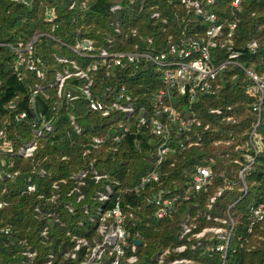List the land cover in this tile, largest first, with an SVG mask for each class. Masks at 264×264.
Here are the masks:
<instances>
[{"label":"trees","instance_id":"trees-1","mask_svg":"<svg viewBox=\"0 0 264 264\" xmlns=\"http://www.w3.org/2000/svg\"><path fill=\"white\" fill-rule=\"evenodd\" d=\"M231 1L216 0L213 8L216 22L223 27L211 55L214 63H219L227 59L231 48L238 53L234 62L219 72L212 93L199 95L191 105L186 98L172 99L169 117L174 132V121L185 118L192 109L201 122V139L196 145L176 147L157 164L153 154L160 139L149 125H138V118L144 115L138 107L150 110L151 97L161 86L152 65L140 64L134 74L111 64L88 72L93 98L107 104L113 91L125 85L134 102L133 115L122 119L128 121L129 131L114 141L112 136L118 129L89 108L81 91L86 80H66L60 96L56 87L48 86L54 81L55 71L70 66L56 57L73 60L86 69L93 59L71 49L76 40H90L95 53L102 47L109 52L132 50L134 45L140 49L146 37L152 39L156 49H162L170 41L204 37L209 23L168 0H0V129L6 134L7 144L16 148L32 139L35 128L43 122L53 126L51 132L35 138L36 147L29 157L0 152V171L5 173L0 179V201L5 203L0 207V264H26V251L33 253L31 264H46L49 254L53 256L50 264H80L85 258L84 248L75 259L66 255L73 237L92 242L95 209L100 206L104 211L116 202L126 214L128 244L134 239L140 241L136 255L141 264L160 249L180 242L186 244L182 255L191 264H221V256L215 251L203 246L191 250L189 243L195 239L187 241L189 235L183 240L177 238L186 215L196 218L189 221L196 231L213 225V217L226 219L227 213L238 230L231 237L224 264H264V218L247 232L249 214L244 205L249 197L253 204L264 199V90L260 109L253 110L260 96L251 92L252 81L243 70L264 73V0H241L234 33L227 39L224 21L230 17ZM116 4L120 9L112 11ZM152 11H157L158 17H151ZM34 33L47 34L35 43L36 56L45 71L43 79L25 69L17 73L8 64L12 58L10 46L27 41ZM252 40L257 44L254 51L247 46ZM36 86L40 89L33 93ZM67 92L76 97L66 98ZM209 109H219L220 113H210ZM21 111L26 116L20 119ZM187 131L173 134L171 141L183 140L186 133L194 141L191 129ZM94 137H103V143L95 144ZM198 165H210L209 184L184 199L180 193ZM242 168H246L244 183L239 177ZM153 169L157 181L138 187L141 177ZM81 171L84 177L75 178ZM94 174L100 176L97 181ZM27 184L34 185L33 192L26 191ZM244 186L246 193L242 196ZM106 187L111 193L101 202L97 194L105 192ZM73 188L78 192H71ZM157 194L169 199L177 196L162 218L155 214L159 207L153 197ZM203 241L209 245L217 242Z\"/></svg>","mask_w":264,"mask_h":264},{"label":"built area","instance_id":"built-area-1","mask_svg":"<svg viewBox=\"0 0 264 264\" xmlns=\"http://www.w3.org/2000/svg\"><path fill=\"white\" fill-rule=\"evenodd\" d=\"M169 2H178L192 16L204 19L209 23L205 31L204 37L201 38H182L180 40L170 41L162 49H156L153 46L152 39L150 37L145 38V46L138 48L134 45L132 50L109 52L106 48L102 47L97 53L94 52L93 43L90 40H76L75 45L71 49L82 55L93 59L91 64L86 69H81L78 64L73 60H68L65 57H56L57 61L61 63H67L70 66L64 67L61 71H55L53 83H49L48 86H54L57 88V95H61V89L65 81L71 77L83 78L86 80V84L81 88L82 93L85 95L89 108L93 111L99 112L100 116L106 119V122H113L118 129V133L112 136V140L119 141L121 137L129 131V124L126 121L134 113V102L127 92L125 85H120L115 89V94L109 103H105L100 99L92 97L89 86L91 81L89 79V71H95L99 66L109 67L110 64L118 66L119 68L128 69L131 74H134L139 68L140 64L149 63L152 65L153 73L158 77L161 86L158 87L151 97V108L148 110L144 106H139V110L145 115H141L138 118V125H149L151 132L160 139L156 143L154 158L156 163H160L164 156L174 153L176 147L183 148L185 145L198 144L201 136L198 132V127L201 122L196 116V112L192 109L186 114L185 118H182L176 122V130L174 132L172 122H170L169 115L172 113V99L174 97L178 100L186 98L189 105L196 102L198 96L205 93H212L213 81L216 79L220 71H222L228 63H233L238 53L228 48L227 59L219 63H214L212 60L213 48L217 46V38L221 36L222 24L216 22V15L213 8L216 4V0H168ZM241 0H232L230 2V17L226 19V35L227 39H230L234 33L237 19L236 12L239 11ZM73 4H71L72 6ZM112 11L120 9L119 5H113L110 8ZM151 17H158L157 11L151 12ZM115 32H119L118 27H115ZM45 33H34L27 41H17L15 45L10 46L12 50V58L9 61V66L17 73H20L21 69L34 72L39 78L45 77V71L40 65V58L36 56L35 43L39 36ZM47 35V34H45ZM247 46L251 51L257 48V44L254 40L249 42ZM110 61V63H109ZM249 79L252 81L250 87L251 92L259 94L260 99L258 104H254L253 110L260 109V102L262 100V94L264 90V73H256L250 69L243 68ZM40 87L36 86V92ZM110 92V88H106ZM68 99H74L76 96L70 95L69 92L65 95ZM191 107V106H188ZM210 113H220L219 109H209ZM26 116L25 111L18 113V118H24ZM122 116V117H121ZM164 117V118H163ZM121 120H118V119ZM122 119H126L122 121ZM208 125L204 126L207 129ZM195 140L191 142V138L186 133L183 140L173 143L171 141L172 135H178L180 132L190 130ZM53 130V126L49 122H43L40 127L35 128L34 136L32 139L21 143L20 146L14 147L7 144L6 134L0 129V152L10 156L29 157L32 155L36 145L35 138L47 134ZM78 131V129H77ZM188 132V131H187ZM95 144H101L104 141L103 137H94ZM216 144L219 141L215 142ZM4 145V146H3ZM211 161V159H210ZM253 159L249 161V165ZM2 163V162H1ZM246 168L243 169V171ZM4 172L0 171V179L3 178ZM84 172H79L75 175V178L81 179L84 177ZM7 175V174H6ZM8 176V175H7ZM211 176L210 165H198L195 172L192 175V179L188 182L187 186L182 190L180 195L184 199H188L192 192H198L205 190V187L209 184ZM240 179L243 180V172H240ZM94 180L97 181L100 176L94 174ZM158 175L153 169L147 175L141 177L138 187L149 183L150 181H157ZM136 187V189L138 188ZM73 190H78L73 188ZM27 192L34 191V185H26ZM243 194L246 193L245 186L243 187ZM111 190L106 187L105 192H99L97 194L98 200L103 202L109 197ZM221 193V190L217 191V195ZM81 198L78 195L77 200ZM155 204L158 205L156 216L158 218L164 217L171 209L173 201L177 198L176 195L169 198H161L160 194L154 195ZM215 199V196L210 198V203ZM3 201H0V207L4 205ZM85 207V206H84ZM211 207L208 204L207 209ZM248 219L246 222V231L250 232L254 224L264 218V199L256 204H250L248 207ZM87 213V207L84 209ZM207 219L210 216L207 213L203 214ZM95 220L93 224L95 236L92 238V242H89L84 237H73V246L67 256L75 259L77 252L82 248L85 250V258L80 264H84L90 258L93 250L95 264H141L139 257L136 255L137 244L132 240L130 244L127 242L129 233L126 229V214L120 209L118 202L110 209L102 210L100 206L95 209ZM195 217L186 215L184 221L181 224V228L178 234L177 240H183L187 235V241L189 238L195 239L190 241V249L203 246L209 252L215 251L221 256V264H224L225 257L228 253L229 243L231 237L237 232V223L227 213V217L219 218L213 217L214 224L211 226L202 227L199 230L192 231L195 225H189L190 220H195ZM45 233V232H43ZM205 240H217L215 244H205ZM129 250V252H128ZM187 250L186 244L180 242L172 248H163L157 251L147 262L143 264H191V260L183 256L182 253ZM233 251V250H232ZM28 260L26 264L32 263L33 253L26 251L24 253ZM52 255H48L46 264H50Z\"/></svg>","mask_w":264,"mask_h":264},{"label":"water","instance_id":"water-1","mask_svg":"<svg viewBox=\"0 0 264 264\" xmlns=\"http://www.w3.org/2000/svg\"><path fill=\"white\" fill-rule=\"evenodd\" d=\"M22 1H24L25 3H30V2H31V0H22ZM133 242H134L135 244H137V245L140 244V241H139L138 239H134ZM94 252H95V250H93V252H92L90 258H89V259L87 260V262H85L84 264H95V263L93 262V259H94Z\"/></svg>","mask_w":264,"mask_h":264},{"label":"rangeland","instance_id":"rangeland-1","mask_svg":"<svg viewBox=\"0 0 264 264\" xmlns=\"http://www.w3.org/2000/svg\"><path fill=\"white\" fill-rule=\"evenodd\" d=\"M243 169H244V168H242V169L239 171V176H240V172H243V178H244V171H243ZM252 201H253V198H252V197H249V199L245 202V204H244V202H243V204L246 205V206H249L250 204L253 203Z\"/></svg>","mask_w":264,"mask_h":264}]
</instances>
